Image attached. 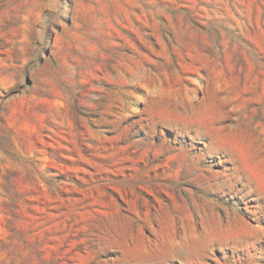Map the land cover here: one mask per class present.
I'll return each instance as SVG.
<instances>
[{
    "label": "rangeland",
    "instance_id": "rangeland-1",
    "mask_svg": "<svg viewBox=\"0 0 264 264\" xmlns=\"http://www.w3.org/2000/svg\"><path fill=\"white\" fill-rule=\"evenodd\" d=\"M0 264H264V0H0Z\"/></svg>",
    "mask_w": 264,
    "mask_h": 264
}]
</instances>
